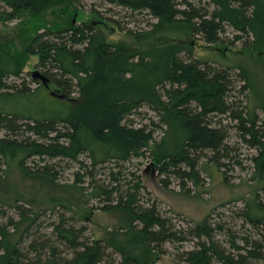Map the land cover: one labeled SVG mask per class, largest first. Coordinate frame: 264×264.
Here are the masks:
<instances>
[{
    "label": "trees",
    "instance_id": "trees-1",
    "mask_svg": "<svg viewBox=\"0 0 264 264\" xmlns=\"http://www.w3.org/2000/svg\"><path fill=\"white\" fill-rule=\"evenodd\" d=\"M0 1V19L13 20L26 11H44L65 0ZM108 2L134 11H148L157 19L150 24L152 30L159 24L172 23L199 35L209 44L241 41L259 51L255 60L264 59V0ZM229 28L233 38H224ZM38 30H34L35 35L30 34L31 40L22 51L12 52L0 46V160H4L7 168L16 160L34 176L55 180L57 174L51 171V166L44 164L40 166L42 172H36L34 167L25 165L24 159L66 161L64 168L70 167V162H77L80 170L75 172L73 185L90 179L91 191L87 195L104 204L100 206L102 210L120 209L133 221H139L140 228L136 230L134 226L135 230L150 253L163 243L191 235L198 238V248L187 251V264H214V261L259 264L264 259V243L259 239L242 238L243 245L232 240L238 251L232 254L214 240V230L226 231L221 224L213 227L202 220L189 231L176 230L155 204L140 203L141 182H134V174L124 166L151 150L160 172L197 180L195 167L201 153L210 151V160L221 165L222 158L231 157L232 149L227 143L230 125L222 123L225 117L238 121L242 138L259 149V154L252 159L261 175L264 172V116L260 118L255 109L248 110L236 101L233 94L236 86L228 70L201 65L203 61L199 59H182L179 53L191 51L190 45L178 41L145 48L128 44L115 47L88 22L73 24L71 21L69 27ZM29 56L40 57L39 66L58 86L57 93L76 92L79 98H60L42 82H37L34 89L28 86L23 77ZM249 69L242 66L241 73L247 81L244 87L252 86L253 74ZM142 104L157 111L160 121L150 117L149 123L138 126L133 117L144 113L138 110ZM161 122L174 131L178 145L175 151H154L152 145L159 141L155 128ZM183 164L187 166L184 169ZM104 165L106 177H98L97 167ZM173 167L176 168L173 170ZM29 217L21 212L19 220L0 222V264H105L107 247L100 240L89 241L84 225L77 227L71 218L62 214L53 224V235L40 233L31 239L29 226L19 232L20 223ZM258 229L264 240V229L262 232L260 226ZM203 236L212 240L210 245L202 241ZM148 261L141 254L122 251L120 264H148Z\"/></svg>",
    "mask_w": 264,
    "mask_h": 264
},
{
    "label": "rangeland",
    "instance_id": "rangeland-1",
    "mask_svg": "<svg viewBox=\"0 0 264 264\" xmlns=\"http://www.w3.org/2000/svg\"><path fill=\"white\" fill-rule=\"evenodd\" d=\"M71 21L73 24L88 22L115 47L128 44L145 48L172 41L189 44L191 51L183 50L179 53L182 59H199L203 61L201 65L227 69L236 86L233 93L236 101L248 107V110L255 109L260 118L264 116V59L255 60L258 59L255 55H259V51L246 47L241 41L231 43L226 40L209 44L199 35L190 34L185 28L172 23L159 24L152 30L150 24L157 19L148 11H134L108 0H78L76 3L65 0L44 11H26L17 19H0V46L12 52L22 51L31 40L30 34H36L34 30L69 27ZM149 32L151 34L147 36ZM223 37L233 38L232 28ZM39 59V56H29L24 66L23 80L33 89L38 83L32 72L40 70L45 73L39 66ZM242 66L250 68L253 74L250 87H244L247 81L241 73ZM253 77L255 80H252ZM51 88L55 90L58 86L51 82ZM61 92L67 94L64 90ZM68 95L74 99L79 98L76 92ZM138 110L140 113L144 112L133 117L138 126L149 123L152 120L150 117L156 122L161 119V115L147 104H142ZM222 123L230 125L227 143L232 149L231 157L222 158L221 165L210 160V151L200 152L195 167L197 180L173 172H160L151 150L143 156L132 158L124 166L126 171L134 174V182H141L140 203L146 206L155 204L159 213L175 225L177 229H174L178 231H189L202 220H207L213 227L216 224L223 225L226 231L214 230V240L220 248L236 254L238 251L232 240L243 245L242 238L247 237L264 243L258 229L259 226L260 232L264 229V172L260 175L256 171V161L252 156L258 155L259 149L242 138V131L237 126L239 122L224 117ZM155 129L154 134L159 141L157 145H152L154 151H175L178 145L172 127L161 122L160 127ZM39 161L37 157L24 159L25 165L30 169L34 167L36 172H42L40 166L44 164L51 166V171L57 174L55 180L34 176L32 171L24 170L16 160L8 168L4 160H0V222L8 223L12 218L19 220L20 213L24 212L30 217L26 222L20 223L19 232L29 226L32 231L31 239H35L40 233L53 235V224L63 214L71 218L70 221L75 226L86 227L84 234L89 241L100 240L107 247V255L103 261L105 264H120L122 251L148 257V264L152 261V264H187V251L198 248V238L184 234L182 236H186V239L180 237L163 243L150 253L136 231L140 228L139 221H133L129 214L120 209L102 210L100 206L104 204L87 195L91 191L90 179L73 185L76 181L75 172L80 170L77 162H70V167L64 168L66 161ZM151 162L155 165H150ZM104 167L105 165L97 167L98 177H106ZM186 167L185 164L181 166L183 169ZM18 207L25 210L20 211ZM31 219L36 220L32 222ZM256 222L258 227L254 225ZM134 226H137L136 230ZM11 229L14 230L13 226ZM204 237L202 241L206 240L210 245L212 240ZM51 238L55 240V236ZM131 239L134 240L128 242ZM259 264H264V259L259 260Z\"/></svg>",
    "mask_w": 264,
    "mask_h": 264
},
{
    "label": "water",
    "instance_id": "water-1",
    "mask_svg": "<svg viewBox=\"0 0 264 264\" xmlns=\"http://www.w3.org/2000/svg\"><path fill=\"white\" fill-rule=\"evenodd\" d=\"M33 76L37 80H41L47 87H49L50 79L48 76L40 72L39 70L34 71ZM52 94L57 95L60 98H65V95L63 93H57L56 91H52ZM150 165H154V162H151Z\"/></svg>",
    "mask_w": 264,
    "mask_h": 264
},
{
    "label": "bare ground",
    "instance_id": "bare-ground-1",
    "mask_svg": "<svg viewBox=\"0 0 264 264\" xmlns=\"http://www.w3.org/2000/svg\"><path fill=\"white\" fill-rule=\"evenodd\" d=\"M59 10V9H58ZM75 17V16H74ZM182 38V37H181ZM187 45V44H186ZM193 46V45H192ZM183 47V46H182ZM28 88V87H27ZM40 104V103H39ZM248 119V118H247ZM181 218V217H180ZM94 239V238H93ZM122 261V260H121Z\"/></svg>",
    "mask_w": 264,
    "mask_h": 264
}]
</instances>
